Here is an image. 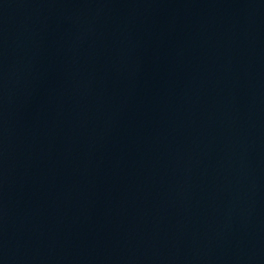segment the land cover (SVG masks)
<instances>
[{
	"label": "water",
	"instance_id": "1",
	"mask_svg": "<svg viewBox=\"0 0 264 264\" xmlns=\"http://www.w3.org/2000/svg\"><path fill=\"white\" fill-rule=\"evenodd\" d=\"M0 264H264V0H0Z\"/></svg>",
	"mask_w": 264,
	"mask_h": 264
}]
</instances>
